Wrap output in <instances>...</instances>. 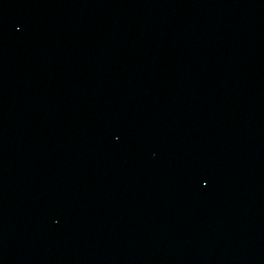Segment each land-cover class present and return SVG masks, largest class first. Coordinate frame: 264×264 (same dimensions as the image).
Listing matches in <instances>:
<instances>
[{"label":"water","instance_id":"obj_1","mask_svg":"<svg viewBox=\"0 0 264 264\" xmlns=\"http://www.w3.org/2000/svg\"><path fill=\"white\" fill-rule=\"evenodd\" d=\"M0 264H264V0H0Z\"/></svg>","mask_w":264,"mask_h":264}]
</instances>
